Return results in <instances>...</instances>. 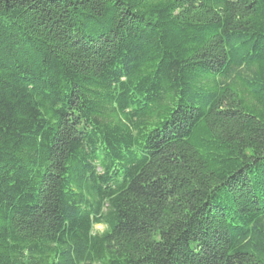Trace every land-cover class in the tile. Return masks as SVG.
<instances>
[{
    "label": "trees",
    "instance_id": "trees-1",
    "mask_svg": "<svg viewBox=\"0 0 264 264\" xmlns=\"http://www.w3.org/2000/svg\"><path fill=\"white\" fill-rule=\"evenodd\" d=\"M0 264H264V0H0Z\"/></svg>",
    "mask_w": 264,
    "mask_h": 264
},
{
    "label": "rangeland",
    "instance_id": "rangeland-1",
    "mask_svg": "<svg viewBox=\"0 0 264 264\" xmlns=\"http://www.w3.org/2000/svg\"><path fill=\"white\" fill-rule=\"evenodd\" d=\"M102 230H103L102 227H95V231H99V232H101Z\"/></svg>",
    "mask_w": 264,
    "mask_h": 264
}]
</instances>
